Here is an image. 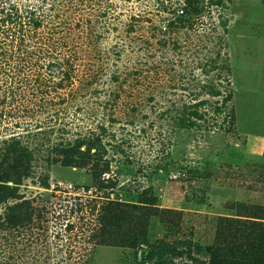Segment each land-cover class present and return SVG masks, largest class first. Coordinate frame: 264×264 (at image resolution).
Wrapping results in <instances>:
<instances>
[{
  "label": "rangeland",
  "instance_id": "rangeland-1",
  "mask_svg": "<svg viewBox=\"0 0 264 264\" xmlns=\"http://www.w3.org/2000/svg\"><path fill=\"white\" fill-rule=\"evenodd\" d=\"M42 1L0 0V24ZM200 1L56 0V29H35L59 37L34 47L45 77L26 85V68L4 66L0 166L17 175L0 180V264H155L145 247L87 237L89 199H153L146 236L184 250L174 264H199L188 250L210 259L219 217L264 219V0ZM53 60H68L69 79ZM197 99L219 111L182 126ZM93 168L114 187L97 190ZM253 256L264 264L262 242Z\"/></svg>",
  "mask_w": 264,
  "mask_h": 264
},
{
  "label": "trees",
  "instance_id": "trees-1",
  "mask_svg": "<svg viewBox=\"0 0 264 264\" xmlns=\"http://www.w3.org/2000/svg\"><path fill=\"white\" fill-rule=\"evenodd\" d=\"M56 0H43L40 5H34L32 8H26L22 14L15 16L11 14L7 23L0 24V89L5 84L7 76L4 75L5 65H11L12 68L22 71L19 68H26L24 74V81L26 85L31 83V80L38 81L40 78H44V75L35 69L37 61H34L33 55L34 47L40 46L43 48H57L60 45L59 37H55L50 31L43 33H37L36 28L46 26L50 30L56 29L57 24L52 21L51 10ZM89 3H93V9L102 8L99 6L101 0H87ZM200 0H195V3L191 5V9L197 12L198 3ZM3 9V8H2ZM3 11V10H1ZM81 12V11H80ZM49 34V35H47ZM62 47L70 49V44L66 42ZM68 60L59 62L53 60L51 64L58 66L59 72H62V79H69L71 76L72 66H67ZM48 64H50L48 62ZM34 75L32 79L28 76ZM39 74H38V73ZM46 81H49L45 78ZM46 86L49 84L46 83ZM43 91H46L45 89ZM209 107L212 108L213 113L219 111V105L216 103H210L204 99H197L188 106L187 111H183L180 114L179 122L182 126H196L201 125L200 121L205 120ZM1 142H20L19 138L15 135L3 139ZM77 142V141H76ZM79 142V141H78ZM15 151L22 153L20 147L14 146ZM71 149V148H70ZM69 149V150H70ZM66 148H62L63 161L67 158ZM80 162V158H69L65 163ZM104 162H101L99 166H104ZM94 169V183L97 190L102 188H112L115 182L109 177L98 178L97 170ZM15 167L7 164L5 167L0 166V180L15 182V176L17 174ZM11 187L8 184H0V190L2 192L8 191ZM99 197V196H98ZM99 201L91 205L92 200H87L85 207L93 208L96 214L93 218L88 215L87 209H82L81 218L85 219L86 225L89 227L90 234L87 235L90 239L95 240L99 245H119V246H132V247H145L147 249V259L153 260L155 264H174L167 255L177 254L181 255L184 250H175L173 243L166 240L157 239L155 241H149L147 232V223L145 218L147 214H151L150 204L155 203L147 198L145 200H139L138 203H131L126 201L112 200L108 197L105 199L98 198ZM154 201V202H153ZM27 200H22L20 205H25L28 208ZM82 202L79 204L81 205ZM169 211V210H168ZM171 216L175 217L176 213L169 211ZM94 215V214H93ZM89 217V218H88ZM218 227L220 228L219 237L213 244L212 249L209 251L210 259L203 261L195 256L191 255L193 252L188 250L187 253L193 261L199 262V264H249L251 260L255 264H261L263 261L256 260L253 256V249L262 242L264 247V219L255 215H249L248 218H241L240 216H228L219 217ZM235 228L233 231H231ZM88 228L86 227L85 231ZM251 263V262H250Z\"/></svg>",
  "mask_w": 264,
  "mask_h": 264
}]
</instances>
